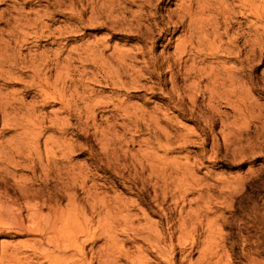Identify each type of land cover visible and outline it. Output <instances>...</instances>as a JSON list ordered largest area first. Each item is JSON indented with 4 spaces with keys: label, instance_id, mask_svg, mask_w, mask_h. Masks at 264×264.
<instances>
[{
    "label": "rangeland",
    "instance_id": "1",
    "mask_svg": "<svg viewBox=\"0 0 264 264\" xmlns=\"http://www.w3.org/2000/svg\"><path fill=\"white\" fill-rule=\"evenodd\" d=\"M87 2L82 0L84 5ZM182 2L151 0L139 11L140 1L96 0L92 9L85 6L77 23L68 19V0L58 5L53 0H0V40H12L10 46L21 56L59 58L73 90L65 95L79 97L80 115L71 111L57 117L70 116L66 166H73L78 175L73 179L83 183L70 192L75 196L74 206L84 210L89 231L94 232L95 241L84 244L87 259L101 256L92 264H130L138 248L150 259L149 264L167 255L177 264H191L198 262V250L208 235L220 245L221 258L210 264H264V137L257 138L259 149L233 155L235 145L224 139L225 129L220 132L221 119L225 124L232 121L233 109L221 98L208 100L210 93L221 96L222 90H211L210 83L216 79L219 85L231 74L242 77L239 85L249 93L248 101L256 110L264 108V14L256 19V5H264V0H211L203 15L219 22L218 32L227 29L228 38L236 37L240 55L233 48H198L199 54L180 59L176 44L189 37L195 25L187 19L179 22ZM114 4L121 7H115L114 14L127 10L132 19L135 11L136 20L112 26L106 18H112L109 7ZM46 10L53 15H44ZM212 28L207 25L200 36L209 40ZM250 43H255V58L240 64ZM95 56L102 57L98 59L102 64L107 61L105 67L112 68L114 75L119 73L125 83H115L104 67L94 66ZM214 72H218L215 77ZM15 77H0V95L21 90L17 78L23 76ZM173 88L184 97L183 105L171 92ZM187 96L196 99V110ZM56 102L46 110L56 111ZM119 103L121 109L116 111L113 105ZM208 104L217 112L214 127L207 124ZM47 136L58 133L47 131L40 143ZM229 192L234 208L228 207ZM62 204L70 208L68 198ZM189 234L201 241L193 250L186 237ZM156 236L167 240L160 245L166 252L163 255L155 251ZM180 236L187 239L178 243ZM39 241L36 234L0 233V264L1 245L7 254L16 249L14 256L23 258L32 248L39 252L47 248L45 240ZM119 251L126 255L119 258ZM50 252L27 264H63L69 255L56 257Z\"/></svg>",
    "mask_w": 264,
    "mask_h": 264
},
{
    "label": "bare ground",
    "instance_id": "2",
    "mask_svg": "<svg viewBox=\"0 0 264 264\" xmlns=\"http://www.w3.org/2000/svg\"><path fill=\"white\" fill-rule=\"evenodd\" d=\"M60 1L53 0V3L58 5ZM63 1L66 2L67 0ZM68 1L71 3L68 19H74L77 23H80L82 19L83 11L86 9L85 6L88 5L92 9V5L96 3V0H88L86 5L82 3V0ZM136 1H140L137 6L139 11H141L142 7H146L145 3L151 2V0ZM238 1L242 2V0ZM47 4L46 8L49 7V2ZM193 4H196L197 8L194 9ZM119 5L114 4L109 7V14L112 18L107 17L106 19L112 26L116 24L123 25L128 21L132 23L133 20H136L135 11L131 13L132 19H129L126 15L128 13L127 10L114 14L117 11L115 7H119ZM210 6L211 0H184L178 5L179 22L182 23L183 19H187L195 24L192 27L190 36L180 39L176 44L175 52L180 59L199 54L200 50L198 48H209L212 50H229V48H233L240 55L241 47L234 44L236 37L228 38L227 29L223 32H218L220 28L218 21L213 20L211 22L210 19L203 18ZM196 9L198 10L196 11ZM256 11V19L258 20L264 14V5H256ZM53 13L46 10L44 15L50 16ZM219 13H223V10ZM195 16L197 17L194 20ZM207 25L213 27L212 33L208 35V38L210 37L209 40L200 36V33L206 30L205 27ZM187 26L190 28L191 23ZM73 29L75 28L73 27ZM149 35L150 32H147V38H149ZM224 37L228 38V40L222 43ZM9 41L0 40V77L11 80L16 78L15 74L16 76L19 74L23 78H17L20 81L21 90L0 95V233L36 234L40 236L39 244L45 240L47 248L41 252L32 248V253L23 258H18L14 256L16 249H11L7 254L5 248L1 245V264H27L32 258L45 256L48 250L51 251L50 253H56V257L69 253L66 259H62L63 264H92L94 260L99 262L100 255L95 257L92 254L94 256H90L87 259L84 244L86 241H95L94 232L89 231V220L86 218L84 210L74 206L75 196L70 192L72 187L77 186L76 184H83L81 179L74 180L78 178L75 168L72 166L68 169V166H66L69 161L66 150H69L70 142L67 143L65 134L68 129L70 116H67L66 119L65 117H57L61 113L69 114L71 111L74 113L78 112L77 114L80 115L79 97L74 96L72 93L68 96L65 95L66 92L73 90L67 84L65 72H63L66 70L65 64L59 58L50 59L43 54L21 56L19 51L14 49V45L10 46L11 43ZM249 45V53L244 56L243 60L238 61L240 64L244 61L247 63L251 62L255 58V43H250ZM121 53L117 54L123 60L125 56ZM98 59L102 60V57L98 56L97 58L95 56L93 58L94 66L104 67L115 83H121V85L125 83L119 73L114 75L112 68L105 67L107 61L102 64ZM3 68H6V70H3ZM241 71L239 69L238 73ZM224 73H228V71ZM217 74L218 72H214L212 76L215 77ZM241 78L228 74L219 85L216 84L217 81L214 79L209 86L211 90L222 88V90L220 89L221 96L210 93L208 100L213 102L221 98L228 105H231L233 119L226 124L221 119L220 132L225 129L227 133L224 139L235 145L237 152L233 155L243 156L247 151H253L255 148L259 149L260 147L257 138L264 137V108L259 107L256 110L254 104L248 101L249 93L245 92L239 85ZM171 92L177 94V98L179 97L177 99L178 102L183 105L184 97L175 88ZM26 96L30 98L27 100ZM187 97L196 110V106L193 105L196 99L193 96ZM54 101H57L56 103L59 107L56 111L49 112L46 108ZM121 106L120 103L113 105L116 111L121 109ZM208 106L210 116H208L207 124L214 127L217 122V119H215L217 112L213 106L209 104ZM89 109L90 106H87L86 110L89 111ZM122 110L124 109L122 108ZM51 113L52 117H50ZM77 118L80 119L79 116ZM47 131L56 132L58 136H47L40 143V138ZM41 145L43 148H41ZM78 173L80 174L79 171ZM66 198H68L70 208H65L67 204H62ZM228 198L230 200H228V207L234 208L232 192H229ZM236 202L239 203V201ZM80 236L86 238L80 241ZM186 237L190 239L188 244L191 250L197 245L199 246L201 241H198V238L194 237L193 234H189ZM213 237L208 235L201 242L203 246L198 250V262L191 264H210L214 258L220 261L221 258L218 257L220 245L215 242L216 239L214 240ZM187 238L180 236L177 241L181 243ZM149 239L150 237L145 240L148 241ZM156 239L157 236L155 237V251H159L163 255L166 252L160 245H166L167 240L165 238ZM26 247L30 248L31 245ZM142 251V248H138V253L129 263L149 264L151 262L150 259L142 255ZM118 253L120 254L119 258L126 255L123 251ZM50 257L54 258L55 256H47V258ZM183 259L184 262H187V258L184 257ZM154 264L177 263L171 255H167L166 257L163 256L161 260L158 259V262H154ZM214 264L219 263L216 262Z\"/></svg>",
    "mask_w": 264,
    "mask_h": 264
}]
</instances>
